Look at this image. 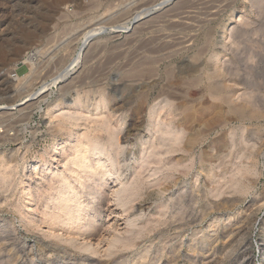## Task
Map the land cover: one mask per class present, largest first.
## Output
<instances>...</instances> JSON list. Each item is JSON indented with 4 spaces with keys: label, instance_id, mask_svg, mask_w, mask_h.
Wrapping results in <instances>:
<instances>
[{
    "label": "rangeland",
    "instance_id": "obj_1",
    "mask_svg": "<svg viewBox=\"0 0 264 264\" xmlns=\"http://www.w3.org/2000/svg\"><path fill=\"white\" fill-rule=\"evenodd\" d=\"M163 1L0 0V264H134L144 244H154L147 264H262L264 136L259 139L255 131L264 129V85L249 68L264 67V0H171L158 5ZM235 26L245 32L234 34ZM88 31L94 37L78 58ZM32 51L37 60L20 64ZM73 60L78 65L64 76ZM216 60L220 73L227 71L235 96L246 91L260 97L258 115L240 117L209 97L204 75ZM197 66L202 83L194 88L182 84ZM40 89L46 99L39 101L40 95L32 100ZM164 100L168 104L160 111ZM56 102L63 107L60 111L76 110L81 118L77 114L68 119L73 125L62 123V116L49 112ZM102 115L111 118L99 134ZM165 127L171 133L162 139L159 133ZM82 132H111L121 145L120 153L104 164L112 172L105 182L111 214L102 216L99 234L91 241L74 236L82 226L75 218L63 221L65 206L59 212L62 220L53 222L50 215L58 212L59 197L27 205L23 195L31 182L37 199L33 188L40 182L32 179L33 164L50 159L53 145ZM152 143L158 147L150 154ZM166 143L175 151L167 152L171 147ZM54 157L47 178L57 173V179L65 177L75 186L76 174H69L72 161L65 163L59 153ZM240 185L246 186L244 192L238 191ZM127 193L132 198L121 201ZM229 215L235 216L228 225L232 231L226 232ZM166 237L172 242L164 251ZM88 241L94 243L90 248ZM154 250H160L159 261Z\"/></svg>",
    "mask_w": 264,
    "mask_h": 264
},
{
    "label": "bare ground",
    "instance_id": "obj_2",
    "mask_svg": "<svg viewBox=\"0 0 264 264\" xmlns=\"http://www.w3.org/2000/svg\"><path fill=\"white\" fill-rule=\"evenodd\" d=\"M9 1V0H7ZM171 0H165L163 1L162 3L158 4V5H163L167 2H169ZM156 5V4H155ZM154 7H158V6H154ZM159 8V7H158ZM154 9V8H153ZM156 9V8H155ZM60 10V8H59ZM58 10V11H59ZM57 11V13H58ZM62 13H60V16H61ZM138 15H136L137 17ZM135 22V21H134ZM134 25V24H133ZM230 25V24H229ZM123 26V25H122ZM119 28V27H118ZM230 28V27H229ZM229 28H228V31H229ZM123 29V27H122ZM128 28H126V26L124 25V30H126ZM132 29V28H131ZM232 30L234 31V34L236 33H244V29L242 30L241 28L239 29L237 26L233 27ZM93 31H88L87 33H85L84 35V38L81 42V46L79 47V50H78V55L77 57L78 58H83L85 51H86V46L88 44H90V41L93 39L94 37V33H92ZM231 32V30L229 31V33ZM232 33V32H231ZM239 35V34H237ZM233 36V35H232ZM201 55V54H200ZM197 56V55H196ZM195 56V57H196ZM212 56V55H211ZM76 57V58H77ZM193 57V56H192ZM194 58V57H193ZM191 59V58H190ZM37 60V53L32 51L28 56L26 57H23V60L20 61L19 63L20 64H33L34 61ZM76 60V59H75ZM80 60V59H79ZM188 60V59H187ZM194 60V59H193ZM83 61V60H82ZM73 64L69 65L68 68H67V71H65L64 73V76L67 75L70 71L74 70L75 67L78 65V61H74L73 60ZM196 62V61H195ZM194 62V63H195ZM207 62V61H206ZM214 62V61H213ZM212 62V63H213ZM185 63V62H184ZM191 63V61H190ZM187 64V63H186ZM200 64V63H199ZM207 64V63H206ZM197 65V64H196ZM201 65V64H200ZM209 65V64H208ZM264 65V64H263ZM262 66V65H261ZM258 67V66H257ZM257 67H252L250 66V70L251 68L252 69V72L253 74H256L261 80H262V83L264 85V67H260V68H257ZM16 67H14L15 69ZM65 68V69H66ZM190 68V67H189ZM198 68V66H197ZM209 68V67H208ZM228 68V67H227ZM226 68V69H227ZM64 69V70H65ZM201 69V68H200ZM204 69V68H203ZM202 70V69H201ZM207 70V69H206ZM224 70V71H223ZM191 72L186 76L184 77V80H182V84L185 83L186 85L190 86V88H194L195 86L197 87L198 83L201 82L202 80L199 79L200 76H198L197 73L199 70L196 69V67H194L192 70H190ZM230 72V71H229ZM78 73V71H77ZM76 74V73H75ZM227 74V75H226ZM249 74V73H248ZM16 75V74H15ZM74 75V74H73ZM184 75V74H183ZM200 75V74H199ZM202 75V74H201ZM233 75L232 74H229ZM247 75V74H246ZM17 77L19 75H16ZM63 76V77H64ZM71 76V75H70ZM76 76V75H75ZM156 76V75H155ZM205 80L204 82H206L205 84L206 85V89L210 95L209 97L210 98H214V99H217V100H220L222 102L225 103V105H228V108L230 109V111H232L234 114L240 116V117H244V116H254V115H258V113H260V111L258 112V110L256 109V107L258 106L257 105V102L260 100V97L259 96H250V95H246L248 94V92L245 91V93L243 92L241 94V96H235L236 94V90L234 91V88L231 86V84H227L229 81H227V76H228V73L225 69L222 68V71L220 73V65L219 63L217 62V60L215 61L214 63V67L212 69H208L205 73ZM250 76V75H248ZM168 77V76H167ZM171 77V76H170ZM182 77V76H181ZM230 77V78H231ZM247 77V76H244V78ZM62 78L61 76L60 77H57L54 82H53V86L58 83L59 79ZM204 78V77H203ZM202 78V79H203ZM229 78V77H228ZM150 79V78H149ZM246 79V78H245ZM169 80V79H168ZM236 80V78H235ZM248 80V79H247ZM3 81V80H2ZM6 81L5 83H8L10 82V79L9 81L7 80H4ZM12 81V80H11ZM225 81H227L225 83ZM241 81V80H240ZM239 80H237V83L240 82ZM245 81V80H244ZM169 82V81H168ZM234 83V81H231ZM230 82V83H231ZM243 81H241L242 83ZM250 82V81H249ZM74 83V82H72ZM172 83V82H170ZM202 83V82H201ZM250 83H253L254 85H256L257 87H260L261 86V83L258 82V81H255L254 82H250ZM181 84V85H182ZM259 84V85H257ZM49 85V84H48ZM168 85V84H167ZM204 85V84H203ZM244 85V82L243 84ZM253 85V86H254ZM4 86V85H3ZM6 86V85H5ZM51 86V85H49ZM67 86V85H66ZM65 86V87H66ZM234 86V85H233ZM246 86V84H245ZM252 86V85H251ZM255 86V87H256ZM8 87V85H7ZM7 87H5L7 89ZM52 87V86H51ZM253 87V89L255 88ZM3 88V87H2ZM10 88V87H9ZM42 88V87H40ZM63 88V87H60V89ZM173 88V87H172ZM199 88V87H198ZM245 89H248V86L247 88L244 87ZM5 89V90H6ZM11 89V88H10ZM59 89V90H60ZM200 89H202L200 87ZM257 89V88H256ZM183 90V89H182ZM193 90V89H192ZM4 91V90H3ZM38 91V90H37ZM63 91V90H62ZM200 91V90H199ZM202 91V90H201ZM5 92V91H4ZM90 92V90H89ZM188 93V91H186ZM1 93V92H0ZM43 93L42 89H40L38 92L32 94V96H35L32 98V100L35 98H38L41 94ZM46 93V92H45ZM51 93V92H50ZM167 93V92H166ZM203 93V92H202ZM7 94V93H6ZM64 94V93H63ZM160 93H158V96H159ZM186 94V93H185ZM191 94V93H190ZM197 94V93H196ZM45 95V94H44ZM48 95V94H47ZM62 95V94H61ZM78 95V94H77ZM172 95V94H171ZM171 95H169L171 97ZM188 95V94H187ZM164 96V94H163ZM191 96V95H190ZM42 97V95H41ZM83 97V96H82ZM155 97V96H154ZM173 97V96H172ZM180 97V96H179ZM10 98V97H8ZM43 98V97H42ZM79 98V97H78ZM146 98V97H145ZM40 99V98H39ZM46 99V97H44L43 99H40L39 101H44ZM87 99V98H86ZM85 99V100H86ZM107 99V98H106ZM168 99V97H167ZM239 99V100H238ZM27 100H31V99H27ZM71 101V100H70ZM101 101H103V99H101ZM165 101V100H164ZM99 102H100V99H99ZM99 102H96L94 103V107L97 108V104ZM74 103V102H73ZM223 103V104H224ZM90 104V103H89ZM100 104V103H99ZM102 104V103H101ZM168 102L165 101V104L163 106H161L160 104V111L163 110L166 106H167ZM83 105V104H82ZM12 108L14 109L15 107L12 106ZM63 108L61 107L60 103H55L54 105L52 104V106L49 108V112L52 114V116H62L60 117V119L62 118V123H65V122H69L70 119L74 118L75 115L79 114L78 111L75 112H70L68 109V111H65L64 109L60 111V109ZM159 108V107H158ZM158 108H156L157 110H159ZM169 109H171L172 107L168 106ZM174 109L176 108H172V110L174 111ZM179 109V108H178ZM156 110V111H157ZM248 110V111H247ZM160 111L158 113H155V114H158L160 113ZM172 112V111H171ZM152 114V113H151ZM82 115V114H81ZM178 115V114H177ZM56 116V117H57ZM78 116V115H77ZM80 116V114H79ZM105 116V115H104ZM107 116V115H106ZM101 120L99 122H97L99 125H100V128H98L97 126V130H99V134L103 131V125L106 124L105 123V120L107 119H103V115L101 116ZM166 117V116H164ZM77 118V117H75ZM81 118V116H80ZM111 118L109 115H108V119ZM59 119V121L61 122V120ZM69 119V121H68ZM107 119V121H108ZM157 119V118H155ZM162 119V118H161ZM164 119V118H163ZM73 120V119H72ZM76 120V119H75ZM111 120V119H110ZM77 121V120H76ZM164 121V120H163ZM96 122V121H95ZM110 122V121H109ZM154 122V121H153ZM71 123V122H69ZM74 123V122H72ZM71 123V124H72ZM96 123V124H97ZM155 123V122H154ZM58 124H61L58 122ZM67 124V123H66ZM109 124V123H108ZM166 124V123H164ZM62 125V124H61ZM64 125V124H63ZM61 126V128L64 126ZM70 125V124H69ZM73 125V124H72ZM155 125L157 124H152L151 125V128L154 127ZM59 126V125H58ZM75 126V124H74ZM109 126V125H108ZM167 126L168 128V125H165ZM106 127V125L104 126ZM61 128H57V129H61ZM67 128V126H66ZM66 128H64L66 130ZM109 128H112V127H109ZM164 128V127H163ZM64 129H61L64 131ZM68 129V128H67ZM86 129V128H85ZM107 129V127H106ZM106 129H105V132H106ZM90 130V129H88ZM93 130V129H92ZM102 130V131H101ZM152 131V129H149V131ZM96 131V130H95ZM94 131V132H95ZM162 132L159 133V134H162V139L169 135L171 132L166 129L161 130ZM89 132V131H88ZM160 132V131H159ZM90 133H93L90 131ZM90 133H87V132H82L80 134V136L76 137V136H68L67 138V141L64 143V144H59V143H56L55 145H53L52 147V151H51V155L49 156L50 159H41L42 161H39V163H35L33 164V170L30 171L31 172V176L33 177L32 179H34V181H37L39 180V185L37 188H33L36 192H38V195H37V199H33L32 197V184L31 182L27 183L25 188H24V192H23V195L25 196V201L27 199V205H37L39 202H41L42 200H46L49 201L51 200L52 198H54L55 196L59 197V199L61 200V202L59 203V206H58V209L57 211L58 212H53V214H51V218L53 220V222L57 223L56 221H58L62 215H60V210L62 209L63 206H65L67 208V210L63 213V215L65 216V218H63V221L66 220V222H68L70 219L72 218H75L77 219V223L76 224H80L82 226V229L80 227H78L80 230H77V232H73L74 233V236L75 234L77 236H79V238L81 239H85V238H88L91 239V238H94L96 236V234L98 235L99 232L98 230L100 229V225L101 222H102V216H108L111 214V208H110V203H109V200L107 199L108 196L105 195V191H106V183L107 180L110 179L111 175H112V172L110 170V168H106V166L104 165L105 164V161H106V158H108L111 154H119L120 151H121V145H120V142H119V138L118 136H116L115 134L109 132L108 133V136H99L98 134H95V135H91ZM98 133V132H97ZM255 134L258 136L259 139H262V137L264 136V129H257L255 131ZM105 135V134H104ZM161 138V136H160ZM158 137V139H160ZM169 138V137H167ZM177 138V137H176ZM176 138L175 141H176ZM165 139V138H164ZM173 139V141H174ZM115 140V141H114ZM162 141V140H161ZM167 141V140H166ZM171 142V140H168V142ZM174 141V142H175ZM57 142V141H56ZM158 142V141H157ZM156 142V143H157ZM165 143V141H162ZM161 142V143H162ZM173 142V143H174ZM163 143V144H164ZM158 144V143H157ZM167 144V143H166ZM165 144V145H166ZM171 144V143H170ZM170 144L168 143L167 145L170 146ZM150 145V144H149ZM162 145V144H161ZM166 145V146H167ZM160 146V145H159ZM172 146V145H171ZM170 146V147H171ZM144 147V146H143ZM151 147V150H150V154H153L155 153L154 150L156 149L157 150V147L154 143H152L150 145ZM150 147L148 149H150ZM161 147V146H160ZM68 148V149H67ZM72 149V152H69L68 150H71ZM161 148H159V151H160ZM169 150H167V152H173L175 151V149L173 147L169 148ZM147 150V149H146ZM61 152V153H60ZM147 152V151H146ZM157 152V151H156ZM59 153V156H64L65 159V163H67L66 161H72V166L69 167V174L70 176H74L76 174V184L74 186L73 183H71V180L69 179H66L65 177H62L60 179H57L56 176H57V173H53V176L52 178H47V174H50L52 173V171L49 169V166H50V160L53 159V157ZM158 154V153H157ZM157 154L155 155V157L157 156ZM162 154V153H161ZM144 155V154H143ZM146 155V154H145ZM116 156V155H115ZM94 157V158H93ZM161 157V156H160ZM160 157H158V159H160ZM63 158V157H62ZM55 159V157H54ZM146 159V158H145ZM64 160V159H63ZM156 161V160H155ZM158 161V160H157ZM60 162V161H59ZM94 164H93V163ZM141 162V161H140ZM143 162H144V159H143ZM147 162V161H146ZM152 162V161H150ZM159 162V161H158ZM157 162V163H158ZM110 165H112L114 163V160H110ZM150 164V163H149ZM152 164V163H151ZM141 165V164H140ZM147 167V166H146ZM140 168H142V165L140 166ZM139 169L138 172H139ZM145 170V169H144ZM261 170L262 172L264 173V167H261ZM47 171H49V173H47ZM143 171V170H141ZM56 172V171H55ZM137 173V172H136ZM141 174V173H140ZM139 173L136 174V175H140ZM64 176V175H63ZM68 177V176H67ZM138 177V176H137ZM71 178V177H70ZM28 179V177H27ZM65 180V185L62 186V181ZM114 180V179H113ZM118 180V179H117ZM73 181V180H72ZM75 182V181H74ZM35 183V182H34ZM109 183V182H108ZM235 183V185H237L239 183V181H235L233 182ZM64 184V183H63ZM80 184V185H78ZM89 184H91V186H89L88 188H86ZM37 185V183H36ZM35 185V186H36ZM131 185V184H130ZM86 188V189H85ZM132 189V188H131ZM138 189V188H137ZM246 189V186H239L238 187V191L240 192H244ZM134 192V191H133ZM35 193V192H34ZM114 193V192H113ZM115 193H120V191H115ZM36 194V193H35ZM22 195V196H23ZM135 195V194H134ZM182 195V194H181ZM107 196V198H106ZM129 198H132V194L130 193H127V195L125 196H122L121 197V201L122 200H125V199H129ZM181 198V197H180ZM59 200V201H60ZM176 200V199H175ZM174 200V201H175ZM44 202V201H43ZM45 202V203H46ZM49 203V202H48ZM58 204V203H57ZM26 205V204H25ZM77 205H79V207L73 212V213H70V210H72L74 207H76ZM105 205V206H104ZM124 205V204H123ZM264 205V202L261 204V206ZM47 206V205H46ZM45 206V207H46ZM57 207V206H56ZM47 208V207H46ZM126 209H129V207H127ZM125 209V210H126ZM28 210H29V207H28ZM46 211V210H45ZM63 211V210H62ZM23 212V211H22ZM39 212V211H38ZM62 213V212H61ZM250 214V213H248ZM235 216V215H233ZM233 216H227L224 220L225 223H224V230L228 227V229L226 230L227 231H232L231 227H229L228 225L231 224V218ZM27 217H29L27 215ZM254 218V216H253ZM27 219V218H26ZM29 220V218H28ZM62 220V218H61ZM263 224H262V230H264V217H263ZM33 221V220H32ZM42 222H45L44 220H42ZM65 222V223H66ZM50 224V223H48ZM52 224V223H51ZM70 226V225H69ZM75 224L73 223L71 225V227H74ZM77 226V225H76ZM75 226V228H76ZM102 227V226H101ZM216 227V226H215ZM65 228H68V227H65ZM103 228V227H102ZM222 229V228H221ZM67 231V229L65 230ZM100 231V230H99ZM68 233V232H67ZM71 233V232H70ZM72 233V234H73ZM243 234V233H242ZM222 236H225V234H220ZM209 236V235H208ZM163 237V236H162ZM98 238V237H97ZM209 238V237H208ZM79 240V239H78ZM86 240V239H85ZM91 241V240H89ZM88 241V242H89ZM196 241V239H195ZM96 242V241H95ZM142 242V241H141ZM172 242L171 239H169L168 237H166V239H164V242H163V250L168 246L170 245ZM198 242V241H197ZM263 242V241H262ZM140 243V242H139ZM92 244L94 243H88L87 244V247L90 248L92 246ZM133 243L130 244V246L132 245ZM162 244V243H161ZM193 244V243H192ZM134 245V244H133ZM196 245V244H195ZM124 246L128 247L127 244H124ZM154 246V244H150V245H145L144 244V248L143 250L139 253V256H138V260H136L134 262V264H147V262L149 261V259L152 258V253H150V250L151 248ZM191 246V245H190ZM197 246V245H196ZM116 247V246H115ZM132 247V246H131ZM159 247V246H158ZM192 247V246H191ZM194 247V245H193ZM129 248V247H128ZM179 248V247H178ZM160 249V250H162ZM176 249V248H175ZM194 248H192L193 250ZM259 249H260V254L262 255V264H264V242L260 244L259 246ZM160 250H154L153 251V254L157 255L158 253L160 254V257L159 259H157L158 261L162 258V255L160 253ZM162 250V251H163ZM191 250V249H190ZM195 250H196V247H195ZM68 251V250H67ZM165 251V250H164ZM177 251V249H176ZM246 251V250H245ZM175 252V251H174ZM179 252V251H177ZM194 252V251H192ZM65 254L66 253V250H65ZM69 254V253H68ZM158 254V256H159ZM164 254V253H163ZM165 255V254H164ZM170 255V254H169ZM69 256V255H68ZM67 256V257H68ZM75 256V255H74ZM157 256V257H158ZM175 256H177V253L176 254H173V256L171 258H174ZM191 256V255H190ZM195 256V255H193ZM192 256V257H193ZM70 257V256H69ZM77 257V256H76ZM156 257V258H157ZM248 257V256H247ZM189 258V257H188ZM195 258V257H194ZM74 259V258H73ZM153 259V258H152ZM176 259V258H175ZM175 259H172L171 261H174ZM190 259V258H189ZM191 260V259H190ZM193 260V259H192ZM110 261V260H109ZM168 261V259H167ZM248 261L249 263L251 262V257L248 258ZM58 262V261H57ZM127 262V261H126ZM170 262V261H169ZM168 262V263H169ZM175 262V261H174ZM112 263V262H111ZM50 264V263H49ZM109 264V263H108ZM118 264H124L121 262H119ZM167 264V263H166ZM252 264V262H251Z\"/></svg>",
    "mask_w": 264,
    "mask_h": 264
},
{
    "label": "built area",
    "instance_id": "obj_3",
    "mask_svg": "<svg viewBox=\"0 0 264 264\" xmlns=\"http://www.w3.org/2000/svg\"><path fill=\"white\" fill-rule=\"evenodd\" d=\"M261 167H264V147L262 149V154H261Z\"/></svg>",
    "mask_w": 264,
    "mask_h": 264
}]
</instances>
